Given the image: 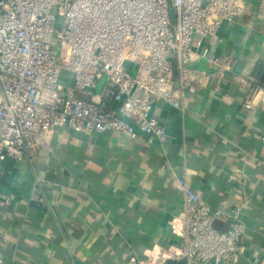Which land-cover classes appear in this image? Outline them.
<instances>
[{"label": "crops", "instance_id": "0c3cea01", "mask_svg": "<svg viewBox=\"0 0 264 264\" xmlns=\"http://www.w3.org/2000/svg\"><path fill=\"white\" fill-rule=\"evenodd\" d=\"M242 1L244 14L222 25L214 48L231 70L194 63L213 74L206 85L181 109L154 110L165 142L64 127L32 159L4 164V264H162L147 256L181 245L173 173L215 210L243 201L247 252L239 264H264V94L254 110L243 108L264 71V0Z\"/></svg>", "mask_w": 264, "mask_h": 264}, {"label": "built area", "instance_id": "2783aa9c", "mask_svg": "<svg viewBox=\"0 0 264 264\" xmlns=\"http://www.w3.org/2000/svg\"><path fill=\"white\" fill-rule=\"evenodd\" d=\"M244 12L242 0H0V177L7 161L32 159L57 128L165 142L154 110L181 109L213 76L207 66L231 70L214 48L222 25ZM201 61L206 68L195 67ZM263 94L264 84L253 86L243 108L254 110ZM172 179L184 207L181 245L147 259L239 264L245 203L215 210L185 178Z\"/></svg>", "mask_w": 264, "mask_h": 264}, {"label": "trees", "instance_id": "16d2710c", "mask_svg": "<svg viewBox=\"0 0 264 264\" xmlns=\"http://www.w3.org/2000/svg\"><path fill=\"white\" fill-rule=\"evenodd\" d=\"M261 78H260V82L262 83V84H264V71H262V73H261V76H260ZM169 264H185L183 261H173V262H170Z\"/></svg>", "mask_w": 264, "mask_h": 264}, {"label": "rangeland", "instance_id": "374dc122", "mask_svg": "<svg viewBox=\"0 0 264 264\" xmlns=\"http://www.w3.org/2000/svg\"><path fill=\"white\" fill-rule=\"evenodd\" d=\"M172 22H173L172 31L175 32L176 31L175 16H172ZM61 24H62V20L58 19V25H61Z\"/></svg>", "mask_w": 264, "mask_h": 264}]
</instances>
